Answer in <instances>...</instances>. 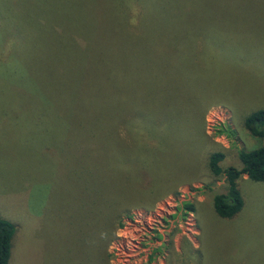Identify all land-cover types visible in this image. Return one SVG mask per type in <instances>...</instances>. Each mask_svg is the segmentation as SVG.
I'll return each mask as SVG.
<instances>
[{"label": "rangeland", "instance_id": "rangeland-1", "mask_svg": "<svg viewBox=\"0 0 264 264\" xmlns=\"http://www.w3.org/2000/svg\"><path fill=\"white\" fill-rule=\"evenodd\" d=\"M144 54L168 65L155 69L156 93L175 110L155 116L154 134L144 126L155 142L123 123L126 99L136 105L143 92L131 77L127 96L123 65ZM256 109L264 110V0H0V217L14 226L7 264H96L101 214L143 190L149 204L112 218L109 264H264V180L238 177L242 206L220 218L211 195L224 178L206 168L211 151L224 154L221 168H239L236 151L261 144L243 126ZM115 112L111 155L133 168L111 189L90 143L98 120L110 124Z\"/></svg>", "mask_w": 264, "mask_h": 264}, {"label": "trees", "instance_id": "trees-1", "mask_svg": "<svg viewBox=\"0 0 264 264\" xmlns=\"http://www.w3.org/2000/svg\"><path fill=\"white\" fill-rule=\"evenodd\" d=\"M160 38L163 42H165L168 39V36L167 34H162ZM132 48L133 47L130 46L126 47L127 51L131 50ZM165 55L171 57L170 52L162 51V56L164 57ZM164 63L165 62L162 60L160 61V64H156L155 61L149 58V55L147 54H144V61H142L139 65L129 62L128 59H125L122 75L124 76L123 87L126 88L127 96H129L130 89L135 86V83L130 82L131 77H139L142 81L141 84H138V87L143 89V92L139 95L136 101V105L133 104V98L129 97L126 99L124 105L126 109L131 111V113L123 120V123L127 125V132H129L132 137L139 135L144 136L143 134H145V137L150 136V140L155 142L154 137L149 134V129H151L153 134L160 129H156L154 127L155 123L153 119L155 116H158V114L159 119L165 118L166 113L168 114L170 112V108H168L170 103H168L166 97H164L162 100V98H160V96L156 93V82L154 80L155 78H158V80L161 79L156 75L157 71L155 69L158 68V73L165 71L168 65H165ZM141 95L145 96L146 102H143L140 99ZM115 113H118L116 114L117 116L114 115ZM115 113L109 114L114 117L110 124L106 121V119L98 120L96 126H98L99 132H94V140L90 143L94 147L92 149L94 150V155L96 156L93 157L95 169L104 172L106 171V173H102L106 176L110 175L108 177L112 179L111 189H115V187L118 186L117 182L123 173H126L124 177L127 178L128 174L130 175L129 170L133 168L127 165L128 162L125 163V161L122 159L118 157H112L111 155L113 151L110 149L116 150L117 144H119L117 143V137L113 134V132H115L114 126L116 125L120 113ZM170 113L169 115L174 118L175 110L173 112L171 111ZM161 123L162 122H157L156 124ZM144 126L148 127L149 129H146ZM171 126L172 124L169 122V127ZM243 126L251 136L261 138L262 142L259 146L253 149H238L236 151V157L241 164L239 168H235L233 166L221 168L219 166V162L223 159L224 154L219 150L211 151L206 157V168L210 174L213 176L221 175L224 178V191L214 192L211 195L213 211L220 218L232 217L240 210L242 206V198L236 185V180L238 177L244 174L247 178L253 181L264 180V110L256 109L249 112L243 119ZM109 133H111V138L106 140V134ZM99 154L100 156H97ZM143 188L148 189L145 187ZM111 189H109V191H111ZM146 193L147 192L143 190L139 198H136V200L132 201L131 203H126V200L110 201L111 207L109 212L101 214V220L96 222L95 225L97 226H94V230L97 234L94 237V241L90 245V252L94 254V260L96 261V264H109V253L106 251V244L104 243V240L106 236L111 235L113 232L112 218L116 214V211L121 210L126 216H128L129 214L127 212L128 209L126 206L134 205L135 203L149 204L145 202ZM106 197H108V200L112 199L110 194L109 196L106 194ZM181 204L185 211L190 212L193 209V203L184 201ZM116 225H122L121 219L119 217H117ZM13 232V224L10 221L0 217V264H7L8 262L11 246L10 240ZM82 250L86 252L88 247L85 245Z\"/></svg>", "mask_w": 264, "mask_h": 264}]
</instances>
